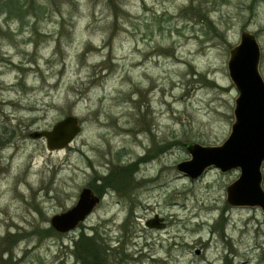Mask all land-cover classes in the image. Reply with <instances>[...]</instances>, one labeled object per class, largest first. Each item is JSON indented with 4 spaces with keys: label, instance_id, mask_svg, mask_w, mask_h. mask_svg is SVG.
<instances>
[{
    "label": "rangeland",
    "instance_id": "rangeland-1",
    "mask_svg": "<svg viewBox=\"0 0 264 264\" xmlns=\"http://www.w3.org/2000/svg\"><path fill=\"white\" fill-rule=\"evenodd\" d=\"M7 1L0 264H264V210L227 200L240 169L192 179L177 168L186 143L231 133L228 61L243 30L260 43L264 79V0ZM69 115L81 131L65 147L32 137ZM84 188L100 202L57 231L52 217ZM157 215L165 226L149 227Z\"/></svg>",
    "mask_w": 264,
    "mask_h": 264
},
{
    "label": "water",
    "instance_id": "water-1",
    "mask_svg": "<svg viewBox=\"0 0 264 264\" xmlns=\"http://www.w3.org/2000/svg\"><path fill=\"white\" fill-rule=\"evenodd\" d=\"M261 46L255 34L241 33L240 43L230 52L228 68L239 96L234 108L235 121L228 138L220 145L206 146L186 143L191 154L189 160L177 165L179 171L192 179L201 177L215 166L223 172L240 169L237 180L227 188V200L234 206H258L264 210V79L260 72ZM79 119L73 115L55 124L52 130L36 131L35 139L46 138L50 149L63 148L80 133ZM100 202L90 188H84L77 204L51 219L59 232L73 230L86 219ZM163 218L157 215L147 221L149 227H164ZM200 252L199 250L197 251Z\"/></svg>",
    "mask_w": 264,
    "mask_h": 264
},
{
    "label": "trees",
    "instance_id": "trees-1",
    "mask_svg": "<svg viewBox=\"0 0 264 264\" xmlns=\"http://www.w3.org/2000/svg\"><path fill=\"white\" fill-rule=\"evenodd\" d=\"M23 3V2H22ZM21 3L20 0H10V1H7L5 6L8 7V8H13L14 6L16 7V9L18 10H22L23 8V4ZM122 167H126V166H122ZM126 183V181L123 183V185ZM98 254H95L93 255L92 257V261H99V259H101V256H100V250H98Z\"/></svg>",
    "mask_w": 264,
    "mask_h": 264
},
{
    "label": "bare ground",
    "instance_id": "bare-ground-1",
    "mask_svg": "<svg viewBox=\"0 0 264 264\" xmlns=\"http://www.w3.org/2000/svg\"><path fill=\"white\" fill-rule=\"evenodd\" d=\"M135 68H137V67H139V64L138 63H136V65L134 66ZM127 129V128H126ZM90 146H92V145H90Z\"/></svg>",
    "mask_w": 264,
    "mask_h": 264
},
{
    "label": "flooded vegetation",
    "instance_id": "flooded-vegetation-1",
    "mask_svg": "<svg viewBox=\"0 0 264 264\" xmlns=\"http://www.w3.org/2000/svg\"><path fill=\"white\" fill-rule=\"evenodd\" d=\"M100 200H101V199H100ZM73 207H74V206H73ZM95 207H96V206H95ZM95 207H94V208H95ZM93 210H94V209H93ZM86 218H87V217H86ZM81 222H82V221H81ZM81 222H80V223H81ZM80 223H79V224H80ZM79 224H78V225H79ZM78 225H77V226H78ZM77 226H76V228H77Z\"/></svg>",
    "mask_w": 264,
    "mask_h": 264
}]
</instances>
